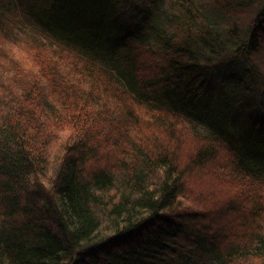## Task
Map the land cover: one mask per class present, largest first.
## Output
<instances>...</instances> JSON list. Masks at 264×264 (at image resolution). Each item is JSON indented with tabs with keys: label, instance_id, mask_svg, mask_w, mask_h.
Segmentation results:
<instances>
[{
	"label": "trees",
	"instance_id": "16d2710c",
	"mask_svg": "<svg viewBox=\"0 0 264 264\" xmlns=\"http://www.w3.org/2000/svg\"><path fill=\"white\" fill-rule=\"evenodd\" d=\"M263 89L264 0H0V264H264Z\"/></svg>",
	"mask_w": 264,
	"mask_h": 264
},
{
	"label": "rangeland",
	"instance_id": "374dc122",
	"mask_svg": "<svg viewBox=\"0 0 264 264\" xmlns=\"http://www.w3.org/2000/svg\"><path fill=\"white\" fill-rule=\"evenodd\" d=\"M13 1H15L16 3H21L22 2V0H13ZM261 91H262V89H261ZM263 91H264V89H263ZM200 131H202V130H200ZM202 132H204V131H202Z\"/></svg>",
	"mask_w": 264,
	"mask_h": 264
}]
</instances>
